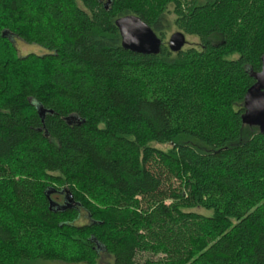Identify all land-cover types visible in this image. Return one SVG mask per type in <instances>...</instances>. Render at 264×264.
Masks as SVG:
<instances>
[{"label":"trees","instance_id":"16d2710c","mask_svg":"<svg viewBox=\"0 0 264 264\" xmlns=\"http://www.w3.org/2000/svg\"><path fill=\"white\" fill-rule=\"evenodd\" d=\"M128 15L157 55L122 49ZM10 35L42 55L4 60ZM263 56L264 0H0V264H264V134L241 122Z\"/></svg>","mask_w":264,"mask_h":264},{"label":"water","instance_id":"95a60500","mask_svg":"<svg viewBox=\"0 0 264 264\" xmlns=\"http://www.w3.org/2000/svg\"><path fill=\"white\" fill-rule=\"evenodd\" d=\"M124 50L141 55H157L163 43L153 31L138 17L128 15L115 21ZM185 36L180 32L171 34L167 41V48L171 52H179L185 46ZM254 84L247 90L244 96V113L241 122L244 126L254 127L259 134H264V56L261 58V70L254 76ZM44 113L43 110H40ZM50 113V112H49ZM75 207L72 199L64 197L62 205L56 206L49 202V209L65 210Z\"/></svg>","mask_w":264,"mask_h":264},{"label":"rangeland","instance_id":"374dc122","mask_svg":"<svg viewBox=\"0 0 264 264\" xmlns=\"http://www.w3.org/2000/svg\"><path fill=\"white\" fill-rule=\"evenodd\" d=\"M178 32L176 31L174 28H171L170 32L167 34V36L164 39V43L167 44V41L169 39V37L171 36V34ZM11 38V42H12V47H13V54L10 56H7L6 58H4V60H11V62H13L16 58H20V57H25L29 54H36V55H42V52L34 46H30L27 45L26 43H24L23 41H21L20 39H18L17 37L13 36H9ZM185 40L189 43V47H195L198 43V40L195 37H188L185 36ZM187 43V44H188ZM186 47V46H185ZM3 53V52H2ZM1 53V54H2ZM5 53H7V51L5 50ZM3 59V58H2ZM12 65V64H11ZM5 96L3 95V93H0V99L4 98ZM153 146L159 150H163V151H167L169 149L168 145H154ZM53 200L57 201L58 203H61L62 200L61 198H58L56 196H53L52 198ZM86 201L93 206V208L95 209V211L97 212V214L99 216H101L102 212L108 208V205L110 203V198H108V196H103L101 195V191H96L94 192L91 196H89ZM202 214H206L204 212L199 211ZM89 223V219L87 218V215L83 212H81V216L77 222V225H87ZM51 235H53V232H50ZM111 236V235H110ZM70 249H68V254L66 256V259L63 261H56V262H46L44 264H86L85 262H83L80 258L82 256V251L80 249H74V247H71L70 244L67 245ZM146 261H149L153 264H156L157 262V258H153L150 257L149 255L144 254L142 256V258L138 259V262L140 264H145ZM96 264H112V259L107 256L105 253H100L99 254V259L97 260Z\"/></svg>","mask_w":264,"mask_h":264}]
</instances>
